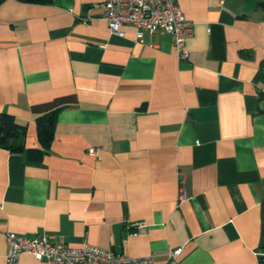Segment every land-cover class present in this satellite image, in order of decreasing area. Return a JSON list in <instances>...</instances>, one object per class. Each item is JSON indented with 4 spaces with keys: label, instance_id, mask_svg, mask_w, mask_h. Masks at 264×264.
<instances>
[{
    "label": "crops",
    "instance_id": "1",
    "mask_svg": "<svg viewBox=\"0 0 264 264\" xmlns=\"http://www.w3.org/2000/svg\"><path fill=\"white\" fill-rule=\"evenodd\" d=\"M102 2L0 5V112L26 127L23 152L0 148V264L7 233L153 264L179 247L180 264H264V0H176L194 23L187 59L166 33H110ZM54 109L50 149L31 158Z\"/></svg>",
    "mask_w": 264,
    "mask_h": 264
},
{
    "label": "built area",
    "instance_id": "2",
    "mask_svg": "<svg viewBox=\"0 0 264 264\" xmlns=\"http://www.w3.org/2000/svg\"><path fill=\"white\" fill-rule=\"evenodd\" d=\"M101 6V18L106 22L110 33L119 37L125 36L122 27L127 24L135 28V37L139 41L145 33H166L172 38L176 57H189L185 40L192 35L194 23L186 18L176 0H103ZM89 152L94 153V149H89ZM186 198L184 187L179 183V203ZM135 226L136 234L146 230L144 223H137ZM6 243L7 264H19L23 253L44 259L46 264H153L152 255L131 257L114 254L88 243L73 247L64 242H56L45 234L25 237L17 233H7ZM181 253L180 247L170 249L163 264H180Z\"/></svg>",
    "mask_w": 264,
    "mask_h": 264
},
{
    "label": "trees",
    "instance_id": "3",
    "mask_svg": "<svg viewBox=\"0 0 264 264\" xmlns=\"http://www.w3.org/2000/svg\"><path fill=\"white\" fill-rule=\"evenodd\" d=\"M5 0H0V5ZM26 3L49 4L51 0H18ZM59 109H54L39 115L35 119V129L37 140L41 149L27 152L31 158L40 159L46 154L52 143ZM26 135V127L20 126L15 122L12 115L6 112H0V148L9 152H23L22 140ZM261 211V235L258 251L259 260L264 262V198L260 201Z\"/></svg>",
    "mask_w": 264,
    "mask_h": 264
}]
</instances>
